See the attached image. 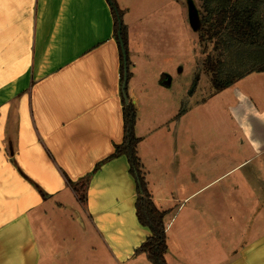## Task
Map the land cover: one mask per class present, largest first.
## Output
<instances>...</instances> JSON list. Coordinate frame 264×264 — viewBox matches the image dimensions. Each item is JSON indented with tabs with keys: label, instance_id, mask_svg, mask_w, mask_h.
<instances>
[{
	"label": "crops",
	"instance_id": "1",
	"mask_svg": "<svg viewBox=\"0 0 264 264\" xmlns=\"http://www.w3.org/2000/svg\"><path fill=\"white\" fill-rule=\"evenodd\" d=\"M117 2L168 264H264V71L197 96L195 0ZM123 138L108 0H0V264H153Z\"/></svg>",
	"mask_w": 264,
	"mask_h": 264
},
{
	"label": "trees",
	"instance_id": "2",
	"mask_svg": "<svg viewBox=\"0 0 264 264\" xmlns=\"http://www.w3.org/2000/svg\"><path fill=\"white\" fill-rule=\"evenodd\" d=\"M200 11L202 27L199 32L201 42L212 40L217 55L209 54L202 66L203 70L211 73L213 89L223 90L239 79L255 71H264V17L262 9L264 0H201ZM114 16V35L120 44L121 55V87L124 81V56L120 40H123L127 52L128 80L132 76L129 69L128 28L123 21V10L117 0H108ZM236 58L239 62L233 68L223 59L224 54ZM128 100L123 95L124 138L116 145L110 158L126 155L130 163V172L138 184L136 200L137 216L141 224L148 226L151 235L136 249V253H144L153 264H168L166 252L168 250L166 226L164 217L167 213L161 210L152 198L147 186L145 171L138 154L140 137L137 136L135 126L137 109L130 99L126 87ZM87 179L75 183L68 179V183L78 194L81 201L86 200ZM82 184V185H81ZM81 186V187H80Z\"/></svg>",
	"mask_w": 264,
	"mask_h": 264
},
{
	"label": "rangeland",
	"instance_id": "3",
	"mask_svg": "<svg viewBox=\"0 0 264 264\" xmlns=\"http://www.w3.org/2000/svg\"><path fill=\"white\" fill-rule=\"evenodd\" d=\"M189 2L192 3V0H189ZM199 5H201L200 8ZM194 7H195V16H194L195 28L198 32H200V29L202 27L201 16H200V11L202 9L201 8L202 1L195 0ZM262 15L264 17V8L262 9ZM213 46L214 43L212 40H205L204 42H201L199 39L198 42L197 34H196L195 43H194V56L191 61L186 63L185 71L186 72L190 71L191 79H192V80L190 79V81L194 80L196 81V83L199 81L197 96L206 94L208 92L209 87L212 86L211 73H209L208 70L204 69L203 71H205L207 75L203 74L202 66L209 54H213L214 56L217 55L218 52L214 51ZM228 55L230 54L229 53L224 54L223 59H225L227 62L229 61V65H231L233 68H236L239 62L236 60V58L228 57ZM203 127H206L205 123L203 124Z\"/></svg>",
	"mask_w": 264,
	"mask_h": 264
},
{
	"label": "water",
	"instance_id": "4",
	"mask_svg": "<svg viewBox=\"0 0 264 264\" xmlns=\"http://www.w3.org/2000/svg\"><path fill=\"white\" fill-rule=\"evenodd\" d=\"M121 43V48H122V52H123V56H124V64H125V71H124V81L122 84V91H123V95L126 98V100H128V95L126 92V87L128 86V65H127V52L126 49L124 47V42L123 40H120Z\"/></svg>",
	"mask_w": 264,
	"mask_h": 264
}]
</instances>
